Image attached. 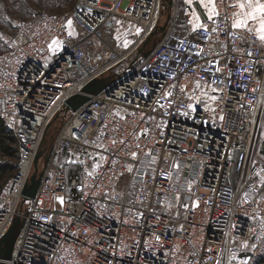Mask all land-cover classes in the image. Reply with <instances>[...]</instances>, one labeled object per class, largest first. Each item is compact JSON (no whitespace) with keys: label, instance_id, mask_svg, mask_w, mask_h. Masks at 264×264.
Here are the masks:
<instances>
[{"label":"built area","instance_id":"obj_1","mask_svg":"<svg viewBox=\"0 0 264 264\" xmlns=\"http://www.w3.org/2000/svg\"><path fill=\"white\" fill-rule=\"evenodd\" d=\"M216 3L207 30H193L185 0H77L15 20L0 51V117L18 146L0 191V239L21 223L9 264H246L261 246L264 48L231 28L234 0ZM168 15L158 43L133 59ZM115 18L141 31L104 59L96 35ZM53 39L61 44L50 48ZM93 80L105 85L84 92ZM196 81L208 93L199 104L188 99L200 96ZM78 93L90 98L67 109ZM61 111L38 190L25 199Z\"/></svg>","mask_w":264,"mask_h":264},{"label":"rangeland","instance_id":"obj_2","mask_svg":"<svg viewBox=\"0 0 264 264\" xmlns=\"http://www.w3.org/2000/svg\"><path fill=\"white\" fill-rule=\"evenodd\" d=\"M76 2L77 0H0V51H3L6 48L5 37L12 35L15 32V20L26 17H35L47 13H62L69 11L75 7ZM166 13L169 14V9ZM196 13L198 15L203 14L205 17L207 15V9L202 7L201 10ZM163 21L164 20H162V22ZM137 29H140L141 31V26L133 21L121 18H115L109 21L96 35V37L101 38L104 42L101 56L104 59L109 57L112 48L120 42L125 44L131 43V41H133L140 33V31L137 32ZM162 30L163 29L155 30L147 40L146 44H144L134 55L133 59H140L150 48H153L161 39L163 34ZM122 66H127V64ZM66 115V111H61L54 119L48 134L46 135V144H49L52 139H54L56 131ZM13 174L6 178L4 184L13 176ZM27 203L29 204V201H27ZM20 224H17L10 233L9 238L5 243L6 249L14 246L19 235ZM262 259H264V238L261 246H258L252 254H249L246 264H264V260Z\"/></svg>","mask_w":264,"mask_h":264},{"label":"snow or ice","instance_id":"obj_3","mask_svg":"<svg viewBox=\"0 0 264 264\" xmlns=\"http://www.w3.org/2000/svg\"><path fill=\"white\" fill-rule=\"evenodd\" d=\"M186 3L191 4L192 0H185ZM222 3L223 0H220ZM201 3L207 9V18L208 20H213L214 17L219 16V12L217 9V3L216 0H201ZM229 7H232L234 9H238V11L233 12V19L231 23L232 29H237L241 31H246L249 34L256 35L258 37V40L260 41L261 48H264V0H234V3L229 5ZM195 15V13H193ZM197 21H199V17H196ZM191 23V21H190ZM72 25V21L69 19L67 22V26L70 28ZM201 27H204L205 30H207L206 25H202L201 23H195L193 24V30L199 29ZM140 29H137V32H139ZM212 31H216L215 28L212 29ZM73 33L70 31L69 35H72ZM61 44V41L57 39H53L51 44L49 45L50 48H53V46H59ZM247 55L251 56L252 52L248 51ZM216 71H220L219 68L216 69ZM175 87V86H173ZM181 92L184 91V86L181 87ZM196 90H200V96L196 95H189V100H195L197 104L201 102V96H208L207 92H204L201 88V83L199 81H196L194 83V89L193 93H195ZM213 92L216 91V89H212ZM253 91H256V89H253ZM165 97H171L172 92H166L164 94ZM209 100L215 101L217 100V97L215 95L208 97ZM171 103V101H170ZM181 103H183L181 101ZM163 107V105H161ZM187 108L191 109L192 111H195V107L192 103L187 104ZM205 111H215V109H212L210 105H205ZM183 115H188L187 112L183 113ZM221 120L224 119L223 116L219 117ZM115 143V141H114ZM123 143V141H121ZM133 158L136 157V153H132ZM131 171V167L128 169ZM261 182H264V176L261 178ZM248 196V193H245V197ZM262 227H264V222H262ZM234 258V254H233ZM241 264H245V262H241Z\"/></svg>","mask_w":264,"mask_h":264},{"label":"water","instance_id":"obj_4","mask_svg":"<svg viewBox=\"0 0 264 264\" xmlns=\"http://www.w3.org/2000/svg\"><path fill=\"white\" fill-rule=\"evenodd\" d=\"M168 1L171 2V0H168ZM168 19H169V15L167 16V19L164 22V24L161 26V29H164L166 27ZM104 85H105L104 81L93 80L84 86L83 91L84 92H90V93H96V92L100 91ZM89 98H90V96L87 95L86 93H78V94L70 97L67 100V102H68L67 109L77 108L78 106L83 104L85 101H87ZM51 150H52V141L49 143V147L41 148L37 152V154L35 156V160H34V169L31 172V174L29 175L27 182H26V184L23 188V191H22L25 199H27L31 196H34L36 191L38 190V187L40 185V182H41V179H42V176L44 173V169H45L47 162L49 161V158H50ZM42 156L44 157V160H43V163L41 165L40 164V158ZM17 224H20L19 218L15 219L14 223L11 225V227L8 229V231L0 239V264H9L5 259L11 258L14 246L9 248V249H6L5 243L7 242L8 238L10 236V233L17 226ZM20 228H21V224H20ZM20 228H19V231H20Z\"/></svg>","mask_w":264,"mask_h":264},{"label":"trees","instance_id":"obj_5","mask_svg":"<svg viewBox=\"0 0 264 264\" xmlns=\"http://www.w3.org/2000/svg\"><path fill=\"white\" fill-rule=\"evenodd\" d=\"M17 163L18 146L16 137L0 117V191L6 178L15 172Z\"/></svg>","mask_w":264,"mask_h":264},{"label":"crops","instance_id":"obj_6","mask_svg":"<svg viewBox=\"0 0 264 264\" xmlns=\"http://www.w3.org/2000/svg\"><path fill=\"white\" fill-rule=\"evenodd\" d=\"M202 7L205 8L203 6V4L201 3V0H192V3L190 4V8H191V18H192L194 23H201L204 19L207 18V15L204 17L203 14L202 15L201 14L198 15L196 13L199 10H201ZM193 13H195V15H193ZM197 16L199 17V21L200 22L197 21V19H196ZM261 135L264 137V124H263L262 129H261Z\"/></svg>","mask_w":264,"mask_h":264},{"label":"bare ground","instance_id":"obj_7","mask_svg":"<svg viewBox=\"0 0 264 264\" xmlns=\"http://www.w3.org/2000/svg\"><path fill=\"white\" fill-rule=\"evenodd\" d=\"M42 163H43V156L40 158V164L42 165Z\"/></svg>","mask_w":264,"mask_h":264}]
</instances>
